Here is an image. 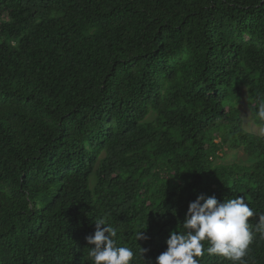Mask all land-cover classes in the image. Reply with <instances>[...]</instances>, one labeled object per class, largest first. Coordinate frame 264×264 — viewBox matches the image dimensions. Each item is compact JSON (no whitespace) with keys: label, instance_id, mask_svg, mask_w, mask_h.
Segmentation results:
<instances>
[{"label":"trees","instance_id":"trees-1","mask_svg":"<svg viewBox=\"0 0 264 264\" xmlns=\"http://www.w3.org/2000/svg\"><path fill=\"white\" fill-rule=\"evenodd\" d=\"M244 93L264 126V0H0V264H91L101 218L155 264L200 193L245 197L264 264Z\"/></svg>","mask_w":264,"mask_h":264},{"label":"clouds","instance_id":"clouds-1","mask_svg":"<svg viewBox=\"0 0 264 264\" xmlns=\"http://www.w3.org/2000/svg\"><path fill=\"white\" fill-rule=\"evenodd\" d=\"M257 116L264 121V103L258 105ZM257 215L244 196L218 201L215 195H197L188 205L183 222L184 232L172 231L166 240L167 248L156 257L155 264H200L198 257L205 251L233 262L246 264L245 257L253 241L249 219ZM259 215L256 231L264 234V214ZM103 226V227H101ZM117 231L105 218L95 221L94 234L86 236L91 249V264H131L134 252L130 247L118 246ZM144 237L141 231L137 239ZM204 241L210 246L205 248ZM147 249H142L143 252Z\"/></svg>","mask_w":264,"mask_h":264},{"label":"rangeland","instance_id":"rangeland-1","mask_svg":"<svg viewBox=\"0 0 264 264\" xmlns=\"http://www.w3.org/2000/svg\"><path fill=\"white\" fill-rule=\"evenodd\" d=\"M239 107L241 109V114L244 118V126L247 130H251L253 132L264 134V126H257L253 123L251 118V111L248 106L247 98L244 93L242 100L240 101ZM245 157L244 152L241 149L238 150H230L228 151V156L223 159L226 163H233L240 160H243ZM221 161V160H220Z\"/></svg>","mask_w":264,"mask_h":264}]
</instances>
